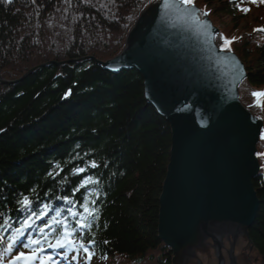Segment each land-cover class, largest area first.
I'll list each match as a JSON object with an SVG mask.
<instances>
[{
  "label": "trees",
  "instance_id": "trees-1",
  "mask_svg": "<svg viewBox=\"0 0 264 264\" xmlns=\"http://www.w3.org/2000/svg\"><path fill=\"white\" fill-rule=\"evenodd\" d=\"M150 1L0 0L1 78L17 80L51 60L112 58ZM183 1L207 11L219 29L217 45L242 60L247 76L240 100L264 122V103L256 106L252 96L264 88V33L256 30L259 38L237 44L248 29L249 12L264 8V0ZM224 38L231 44L225 46ZM170 136L166 120L144 99L135 70L113 73L91 60H76L0 84V264L32 249L33 240L41 248L55 245L62 228L53 218H66L75 228L79 218L69 210L83 212L86 202L95 217L88 218L90 227L76 228L71 237L76 246H66L62 256L74 261L91 253L105 264H171V251L157 235ZM262 137L264 125L257 143L260 170L253 179L260 205L248 233L264 256ZM79 168L85 171L76 173ZM86 177L98 182L79 187ZM24 197L31 201L26 207Z\"/></svg>",
  "mask_w": 264,
  "mask_h": 264
},
{
  "label": "water",
  "instance_id": "water-1",
  "mask_svg": "<svg viewBox=\"0 0 264 264\" xmlns=\"http://www.w3.org/2000/svg\"><path fill=\"white\" fill-rule=\"evenodd\" d=\"M217 34L202 8L182 0H153L139 13L120 53L105 61L80 58L109 72L139 73L144 99L169 125L157 235L171 251V264L182 263L207 237L217 245L221 263L220 242L210 227L236 228L248 237L260 205L253 179L260 170L257 143L263 121L241 102L244 63L217 45ZM74 61H49L17 80L0 77V84H13L45 65Z\"/></svg>",
  "mask_w": 264,
  "mask_h": 264
},
{
  "label": "flooded vegetation",
  "instance_id": "flooded-vegetation-1",
  "mask_svg": "<svg viewBox=\"0 0 264 264\" xmlns=\"http://www.w3.org/2000/svg\"><path fill=\"white\" fill-rule=\"evenodd\" d=\"M213 228L217 232L218 228ZM221 255L220 264H264V256L260 255L251 243L250 237L246 236L241 230L236 228L224 227L223 240L219 247ZM191 255L187 256L180 264H197V259L202 264H219L217 245L211 239H206L203 245L190 250ZM253 252V255H251Z\"/></svg>",
  "mask_w": 264,
  "mask_h": 264
},
{
  "label": "snow or ice",
  "instance_id": "snow-or-ice-1",
  "mask_svg": "<svg viewBox=\"0 0 264 264\" xmlns=\"http://www.w3.org/2000/svg\"><path fill=\"white\" fill-rule=\"evenodd\" d=\"M190 2V0H189ZM243 11H247V9H243ZM206 14V13H205ZM260 31H264V29H259ZM234 39V38H233ZM225 41V46L230 45L231 41L228 40L227 38H224ZM253 96L257 97L258 99L256 100V106H261L262 103H264V92H253ZM264 138V137H262ZM259 155H264V153H259ZM92 167H96L95 162L93 161L91 163ZM85 169L79 168L76 169V173L84 172ZM51 175V174H50ZM98 181L93 180L91 177H86L81 181V184L79 187H86L88 184L91 183H97ZM75 190H79L78 188ZM67 199V198H65ZM31 203V201L28 199V197H24L23 201L21 202L22 206H28ZM47 208V205L44 206ZM81 208H83V212H78V211H72L71 209L69 210V214L72 215L73 217H78L76 221V227L73 228L70 226V224L67 222L66 218L64 220H57L56 218H53L52 223L56 225H60L62 228V234L57 238L56 244L55 245H50L52 247H63V246H76V242L71 238L73 234L76 231V228H88L90 227V224L88 223V218L89 217H95V209L91 208L89 206V202H86L81 205ZM59 216L60 214L57 213ZM50 225H46V227H49ZM20 230L18 229L17 232ZM13 240L15 237L12 238ZM32 244H39L38 240H33L31 241ZM11 247V244L9 245ZM27 247V245H25ZM81 248L84 249L85 252H88V249L81 244ZM42 251V250H41ZM91 256V253H89V258ZM16 261H23V264H34L35 260H40V264H45V260L40 258L39 252L34 251L30 255H26L24 252H20L19 255L15 257Z\"/></svg>",
  "mask_w": 264,
  "mask_h": 264
},
{
  "label": "rangeland",
  "instance_id": "rangeland-1",
  "mask_svg": "<svg viewBox=\"0 0 264 264\" xmlns=\"http://www.w3.org/2000/svg\"><path fill=\"white\" fill-rule=\"evenodd\" d=\"M152 1L153 0H151L144 8H146L150 3H152ZM143 8V9H144ZM142 9V10H143ZM141 10V11H142ZM140 11V12H141ZM139 12V13H140ZM138 17V16H137ZM250 20V21H249ZM257 20H258V22H257ZM247 26H245V27H247L248 29H245L244 31H242V32H240L239 33V35H240V37L239 38H241V40L240 41H238V43L237 44H239L240 42H242V40L243 39H245L246 37H249V36H253L254 37V39H256V37L257 38H259L258 36H256V33L254 34V31H260L259 29H264V8H257V6H255V7H253L252 8V10L249 12V14H248V22H247ZM242 25H244V24H242ZM132 27V26H131ZM130 30V29H129ZM260 32H262V33H264V31H260ZM128 33V32H127ZM126 36H127V34H126ZM256 36V37H255ZM125 39H126V37L124 38V45H125ZM228 40H230V39H228ZM256 41V40H255ZM123 49V48H122ZM82 58V57H81ZM76 60H80V58L79 59H76ZM51 61H54V60H51ZM49 62V61H48ZM55 62H58V61H55ZM59 62H61V61H59ZM46 63V62H45ZM45 63H42V64H45ZM42 64H39V65H42ZM39 65H36V66H34V67H32L31 69H33V68H35V67H37V66H39ZM45 66H48V65H45ZM61 66V65H60ZM59 66V67H60ZM42 67H44V66H42ZM30 69V70H31ZM38 69V68H37ZM37 69H35V70H37ZM34 70V71H35ZM29 71V70H28ZM27 71V72H28ZM26 72V73H27ZM25 73V74H26ZM24 75V74H23ZM1 77V76H0ZM2 80H7V79H3V78H1ZM13 81V80H12ZM253 92H264V88L263 89H260V90H254ZM252 92V93H253ZM245 93L247 94V90H245ZM253 96V95H252ZM253 99H255V101L258 99L257 97H255V96H253ZM257 116V115H256ZM259 117V116H258ZM259 118H261V117H259ZM262 119V118H261ZM262 121H263V119H262ZM263 125H264V122H263ZM263 129V128H262ZM259 161V160H258ZM260 164V163H259ZM208 239H211L212 241H213V238L212 237H207ZM206 238V239H207ZM213 243H215L214 241H213ZM34 247V249H37L38 247H37V245H35V246H33ZM256 252V254H257V251H255ZM25 254L26 255H30V254H28V253H26L25 252ZM39 255H40V258L41 259H43V260H45V264H53L52 263V260L50 259V258H48V257H46V254L44 253V252H40L39 253ZM251 255H253V252H251ZM196 258V257H195ZM197 261H195L197 264H200L201 262L199 261V257L197 256ZM68 259H65V261H67ZM220 263V262H219ZM34 264H40V260H35L34 261ZM74 264H77V263H74ZM78 264H105V261L104 260H102V259H98V258H94V257H92V258H89L88 260H86V261H81L80 260V263H78ZM202 264V263H201Z\"/></svg>",
  "mask_w": 264,
  "mask_h": 264
},
{
  "label": "bare ground",
  "instance_id": "bare-ground-1",
  "mask_svg": "<svg viewBox=\"0 0 264 264\" xmlns=\"http://www.w3.org/2000/svg\"><path fill=\"white\" fill-rule=\"evenodd\" d=\"M214 227H215V229L218 228V231L217 232H213V228ZM224 227H225L224 225H213V226L210 227V230H209V232L212 234V236L214 237V239H217L220 242V244H221V241L223 240ZM190 255H191V252L190 251L186 253V257L187 256H190Z\"/></svg>",
  "mask_w": 264,
  "mask_h": 264
}]
</instances>
